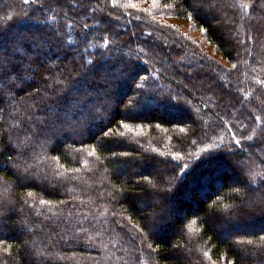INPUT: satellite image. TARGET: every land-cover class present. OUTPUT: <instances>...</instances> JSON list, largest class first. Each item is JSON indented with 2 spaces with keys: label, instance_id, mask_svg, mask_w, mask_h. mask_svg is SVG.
<instances>
[{
  "label": "trees",
  "instance_id": "obj_1",
  "mask_svg": "<svg viewBox=\"0 0 264 264\" xmlns=\"http://www.w3.org/2000/svg\"><path fill=\"white\" fill-rule=\"evenodd\" d=\"M219 1L225 0H213ZM230 1L233 10L225 15L236 18L238 39L224 38L214 9L194 7L196 0H0V46L22 69L12 91L7 79L0 80V212L6 213L0 222V264H259L264 259L255 248L264 244V188L252 192L240 185L250 174L264 175V16L241 6L251 0ZM168 18L192 23L236 67L202 52ZM155 36L165 44H155ZM37 38L46 41L42 47H36ZM17 44L22 47L14 51ZM165 46L185 50L182 59L192 65L214 68L216 84L189 81ZM58 56L55 64L52 58ZM248 61L252 67H246ZM227 78L242 85L240 90L210 104L205 91L226 92ZM57 80L79 87L74 96L91 91L96 106L26 146L15 125L30 113L33 120L43 119V109L32 105L39 95L55 105ZM180 97L190 105L184 107ZM233 105L241 108L233 111ZM208 116L203 130L201 120ZM247 156L251 170L233 166ZM256 180L259 184V176ZM166 187L171 191L164 194ZM236 187L244 196L233 199Z\"/></svg>",
  "mask_w": 264,
  "mask_h": 264
},
{
  "label": "snow or ice",
  "instance_id": "obj_2",
  "mask_svg": "<svg viewBox=\"0 0 264 264\" xmlns=\"http://www.w3.org/2000/svg\"><path fill=\"white\" fill-rule=\"evenodd\" d=\"M30 0H24V3H29ZM34 2V0H32ZM153 3L155 4V0H153ZM134 6V5H133ZM195 6L200 7H208L209 9H214L216 7V4L213 2V0H196ZM245 10L247 11L249 7H251L253 10H261L264 11V0H251V4H245L241 5ZM41 7H43L41 5ZM189 18H191V15L189 14ZM87 27V26H86ZM50 39V37H49ZM36 47H42L43 44L46 42L42 38H37L35 41ZM22 47V44H17L14 47V51H19V48ZM104 47H107V43L104 45ZM8 49L6 48H0V80L7 79L8 81V90L12 91L15 87H17V81L20 79V73L22 69L19 67V65L16 63V57L15 56H8L7 55ZM103 53H101L102 55ZM87 64L91 65L93 64V60L89 59L86 61ZM235 68L236 65H233ZM15 77V78H13ZM56 85L58 86L56 88V91L53 93L54 96L58 97L57 103L55 105H52L48 103L49 97L45 95H39L38 98L34 100V104L32 105L33 108L41 107L43 110L41 111V116L43 119H35L33 120V114L30 113L26 117H22L20 123L16 124L15 127L20 129L24 134V141L23 143L26 146H30L33 137L48 132L49 129H55L57 125H63L70 123V116L71 118H75L76 113H79L80 115H83L86 110H90L92 107L96 106V100L92 96V92L85 89L83 92L80 93L79 96H74L73 92H80V88L72 85L69 86L65 80H57ZM51 87V86H49ZM137 87H142L141 85H137ZM37 93H40V89H37ZM3 95V90L0 89V97ZM15 93L13 92V96ZM10 99V98H9ZM74 109V111H72ZM2 110V109H0ZM259 119V117H257ZM248 139H251V137H248ZM0 143H3V137L0 135ZM11 144V141H9ZM47 141L41 143V147H45V144ZM235 143L237 145L240 144L239 140H236ZM14 148H19V144L11 145ZM3 149L0 148V152H2ZM25 157L28 156L27 153H21ZM11 159V157H9ZM37 160H39V157H36ZM53 159H57L56 157H53ZM175 159V158H174ZM37 165H29L24 168V172L27 173L29 171V168H35ZM186 167V165H185ZM33 175H36V173H33ZM259 176V184H257L256 177ZM241 187H247L252 192H259L262 188H264V175L260 173H253L250 174V179L248 181H241L240 182ZM171 191V188H164L161 189V192L164 194H167ZM241 194L240 187H236L233 189L232 197L233 199L239 197ZM31 195V193H29ZM41 203H47L46 201H41ZM63 203V202H62ZM262 204H264V200L261 201ZM10 210V209H9ZM261 212L264 213V207H261ZM6 213L0 212V222L3 221ZM261 240H264V237H261ZM248 245H252V241L249 240L246 242ZM256 250L259 252V256L261 258H264V244L256 245ZM251 255V251L249 252ZM232 264V262H230ZM259 264H264V259H261Z\"/></svg>",
  "mask_w": 264,
  "mask_h": 264
},
{
  "label": "rangeland",
  "instance_id": "obj_3",
  "mask_svg": "<svg viewBox=\"0 0 264 264\" xmlns=\"http://www.w3.org/2000/svg\"><path fill=\"white\" fill-rule=\"evenodd\" d=\"M216 4V3H215ZM233 2H231L230 0H225L224 2L221 3V1H219L216 5V7L214 8V12L217 15V29L218 32L224 37V38H229L231 36H234L235 38H240L241 36V28L240 26L237 24L236 22V18L234 16H232V14H227L225 15V11L226 9H230L233 10ZM98 7V6H97ZM100 7V6H99ZM98 7V11H102V7L99 8ZM203 8L207 9L206 6H204ZM263 12V16H264V11ZM107 13V12H106ZM168 21L170 23H174L176 25H180L184 28V30L188 33L189 36H191L192 38H194L198 44L201 47V51L202 52H207L208 55H210L211 58L217 59L218 61H221L226 67H230L232 68L233 66L227 61L225 60L219 53L216 52L215 47L210 45L207 41V39L205 38L204 32L203 31H199L196 30L195 28L192 27V23L186 22V21H182V20H178L175 18H168ZM118 28H121L120 25H118ZM264 28V26H263ZM132 32V30H131ZM155 40V44L158 43H162L165 44V39L161 38L160 36H155L154 37ZM248 45H250V42H248ZM0 48H4L3 46H0ZM164 49L167 51L168 53V57H170L171 59L174 60L175 64L177 65V67L179 68L180 72L183 73L185 78H190L189 81L196 83L198 86L199 85H207V84H216V80L214 79L213 76H211L212 72L215 71L214 68L209 67L207 65L204 66H199V65H192L190 62H187L185 60L182 59V57H184V55L186 54L185 50L181 49L177 52H173V51H169L168 47L165 46ZM254 55L252 54V57ZM59 58H61V56H58L56 58H52L53 62L55 64H58V62L60 61ZM237 60H240V57L236 58ZM202 67V68H200ZM246 67H252L251 63L248 61V63H246ZM197 70H199V74L197 73ZM198 75V76H196ZM209 76H211V78H209ZM222 76L218 77V81L222 80L221 78ZM125 79V77H124ZM225 80V79H224ZM181 83H184L183 79L180 80ZM223 86L225 89H227L226 92H221L216 88H210L209 90L205 91V96L209 99L210 104H214L219 102L221 97H224L225 100L227 99V97L233 92V91H237L240 90L239 88L242 85H237V84H232V82L227 78L225 81H223ZM229 91V92H228ZM230 91H232L230 93ZM124 92V87L121 90V93ZM127 100H133L132 97L126 96L125 97ZM180 101L182 102L183 106H189L190 105V101L188 100V98H181L180 97ZM233 108L235 111V109L237 108L236 105H233ZM241 107H238V111ZM196 111V110H195ZM177 118V117H175ZM212 119L211 116H208L207 120H201V125L203 130H205L207 128V124L208 122ZM94 131H96L97 129L94 128ZM93 131V132H94ZM263 137V135H262ZM250 163V166H248ZM233 166H237L241 169H243V167H245L246 165V170H251V167L253 165V160L251 159V156H247V159H244L242 161H238V160H233L232 161ZM135 170H138V168H134ZM205 169V168H204ZM218 168H215V173L217 172ZM264 172V170H263ZM214 173V172H213ZM212 173V174H213ZM214 173V174H215ZM138 177L143 176V174H137ZM204 177H206V173L203 174ZM146 182L149 184V187H153L155 188L154 183L152 182L153 180H148L145 179ZM172 182H169L167 184V186H170ZM162 187V186H161ZM164 187V186H163ZM168 188V187H166ZM244 196V192L241 191L240 194V198ZM126 212L125 210L122 209L121 214L124 215ZM137 235L138 237H142V232L137 231ZM131 236H133V238L135 237V234L132 233ZM156 251V250H154ZM156 264H159V262L156 261Z\"/></svg>",
  "mask_w": 264,
  "mask_h": 264
}]
</instances>
